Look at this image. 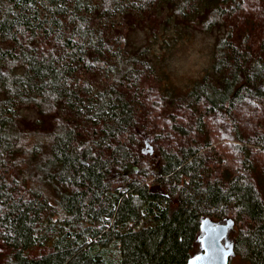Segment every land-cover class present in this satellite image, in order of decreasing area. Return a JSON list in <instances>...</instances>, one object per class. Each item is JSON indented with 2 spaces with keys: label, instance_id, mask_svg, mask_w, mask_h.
Segmentation results:
<instances>
[{
  "label": "trees",
  "instance_id": "trees-1",
  "mask_svg": "<svg viewBox=\"0 0 264 264\" xmlns=\"http://www.w3.org/2000/svg\"><path fill=\"white\" fill-rule=\"evenodd\" d=\"M174 25L214 36L186 92ZM202 217L264 264V0H0V264H186Z\"/></svg>",
  "mask_w": 264,
  "mask_h": 264
},
{
  "label": "rangeland",
  "instance_id": "rangeland-1",
  "mask_svg": "<svg viewBox=\"0 0 264 264\" xmlns=\"http://www.w3.org/2000/svg\"><path fill=\"white\" fill-rule=\"evenodd\" d=\"M132 34L135 43L145 42L144 29L138 28ZM214 36L192 26L174 25L171 29H159L157 36L150 37L153 60L163 72L164 90L186 92L211 65ZM224 242V240H223ZM230 264H246L237 256L230 258Z\"/></svg>",
  "mask_w": 264,
  "mask_h": 264
},
{
  "label": "water",
  "instance_id": "water-1",
  "mask_svg": "<svg viewBox=\"0 0 264 264\" xmlns=\"http://www.w3.org/2000/svg\"><path fill=\"white\" fill-rule=\"evenodd\" d=\"M150 151H153L152 147ZM234 226L232 217L224 221L202 217L197 239L199 251L191 255L186 264H230V258L236 253L234 240L230 237Z\"/></svg>",
  "mask_w": 264,
  "mask_h": 264
}]
</instances>
